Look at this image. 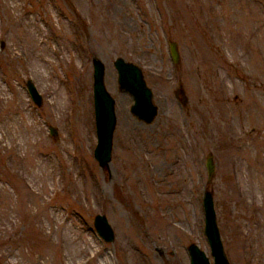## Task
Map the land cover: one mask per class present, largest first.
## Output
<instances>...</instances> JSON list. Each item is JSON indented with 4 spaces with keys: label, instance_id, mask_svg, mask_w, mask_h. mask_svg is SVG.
<instances>
[{
    "label": "rangeland",
    "instance_id": "374dc122",
    "mask_svg": "<svg viewBox=\"0 0 264 264\" xmlns=\"http://www.w3.org/2000/svg\"><path fill=\"white\" fill-rule=\"evenodd\" d=\"M116 57L151 90L148 124ZM94 59L115 117L103 165ZM204 191L228 263L264 264V0H0V264H188L190 243L211 262Z\"/></svg>",
    "mask_w": 264,
    "mask_h": 264
},
{
    "label": "water",
    "instance_id": "95a60500",
    "mask_svg": "<svg viewBox=\"0 0 264 264\" xmlns=\"http://www.w3.org/2000/svg\"><path fill=\"white\" fill-rule=\"evenodd\" d=\"M169 56L173 62H177L178 54L176 44L173 41L168 43ZM112 66L116 71V82L118 89L126 92L132 99L129 112L143 123H150L156 114V106L152 102L151 90L147 87L140 68L135 64L116 57L112 61ZM25 90L30 100L39 106L41 96L34 83L25 80ZM92 109L95 131V146L92 156L99 165L106 164L110 158L111 136L114 126L113 99L105 90L103 85V66L97 61H92ZM50 136H55L56 131L48 126ZM207 175L212 171L211 157L205 160ZM201 208L203 212V234L209 247V255L212 261L209 262L205 253L195 244L186 246L188 264H229L222 247L218 228L215 221L213 200L210 191H204L201 196ZM96 234L105 242L113 239V231L103 214H95L92 220Z\"/></svg>",
    "mask_w": 264,
    "mask_h": 264
}]
</instances>
